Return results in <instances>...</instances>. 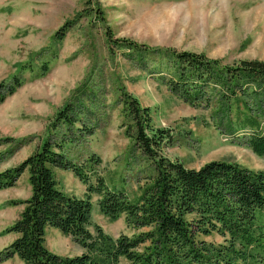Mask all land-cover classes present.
Masks as SVG:
<instances>
[{
	"label": "rangeland",
	"instance_id": "374dc122",
	"mask_svg": "<svg viewBox=\"0 0 264 264\" xmlns=\"http://www.w3.org/2000/svg\"><path fill=\"white\" fill-rule=\"evenodd\" d=\"M66 21L71 25L64 37L54 39ZM126 40L148 51L125 47ZM172 49L202 53L218 59L221 67L241 59L264 60V0H0V84L8 85L14 74L23 79L0 102V171L19 164L48 137L55 142L64 137L69 141L60 152L66 159L79 164L92 154L100 158L87 172L91 184L101 176L110 191L138 202L156 172L124 134L122 124L129 120L121 92L149 107L152 126L171 134L162 145L163 156L187 168L223 160L264 171V155L253 153L244 141L251 133L264 135V101L260 110L248 112L257 127L240 126L244 116L238 117L234 107L224 113L217 85L204 88L208 103L184 101L170 91L169 58L159 54ZM44 60L48 70L41 73ZM21 64L26 67L18 72ZM64 104L72 106L70 125L56 121ZM52 171L63 193L86 196V185L70 169L52 166ZM30 192L27 169L13 186L0 189V250L15 237L3 230L24 207L8 202L24 200ZM98 199L90 194L92 233L95 225L112 237L143 230L127 224L124 215L110 220L101 214ZM199 238L214 244L224 240L216 232ZM45 245L60 255L83 251L54 227L46 228ZM0 264L20 261L14 256Z\"/></svg>",
	"mask_w": 264,
	"mask_h": 264
},
{
	"label": "trees",
	"instance_id": "16d2710c",
	"mask_svg": "<svg viewBox=\"0 0 264 264\" xmlns=\"http://www.w3.org/2000/svg\"><path fill=\"white\" fill-rule=\"evenodd\" d=\"M70 25L64 22L53 38L62 39ZM124 45L148 51L133 41L126 40ZM159 54L169 58V63H164L168 64L166 82L172 93L187 102L198 100L200 104L203 99L208 103L204 88L217 85L224 113L234 107L238 117L244 116L240 126L257 127V120L248 112L262 108L264 60L241 59L221 67L218 59L209 60L202 53L172 49ZM23 67L21 64L18 72ZM39 69L45 73L48 62L42 61ZM22 82L14 74L8 85L1 83L0 102ZM121 94L129 120L122 124L124 134L153 162L156 172L138 202L131 203L124 193L110 191L101 176L96 177V184L89 182L87 172L100 162L98 156L92 154L86 162L75 163L60 152L68 139L55 142L48 137L19 164L0 171V189L13 186L25 169L31 188L24 200L8 202L23 203L24 207L3 230L15 233V237L0 250V261L15 256L20 264H264V171L223 160L187 168L181 161L163 156L161 148L170 141L169 131L152 126L149 107L140 106L126 92ZM71 111L72 106L64 104L56 112V121L72 124L75 118ZM87 133L92 129L87 128ZM244 141L253 153L264 155V135L251 133ZM52 166L70 169L86 185V196L77 198L59 190ZM94 192L99 195L101 214L110 220L124 215L127 224L143 230L132 236L112 237L95 225L92 233L88 225L90 194ZM48 227L71 236L83 251L60 255L49 250L45 245ZM212 232L224 236L223 242L214 244L199 238Z\"/></svg>",
	"mask_w": 264,
	"mask_h": 264
}]
</instances>
